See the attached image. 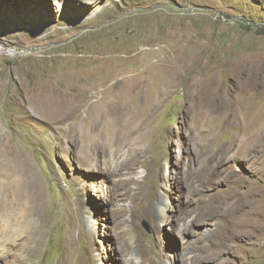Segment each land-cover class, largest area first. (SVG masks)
<instances>
[{"label": "rangeland", "instance_id": "1", "mask_svg": "<svg viewBox=\"0 0 264 264\" xmlns=\"http://www.w3.org/2000/svg\"><path fill=\"white\" fill-rule=\"evenodd\" d=\"M263 120L264 0H0V245L264 264Z\"/></svg>", "mask_w": 264, "mask_h": 264}, {"label": "bare ground", "instance_id": "2", "mask_svg": "<svg viewBox=\"0 0 264 264\" xmlns=\"http://www.w3.org/2000/svg\"><path fill=\"white\" fill-rule=\"evenodd\" d=\"M257 123H258L257 125H254V123H253L252 126L250 127V132L248 133V135H249L248 140L249 141L252 140L254 137L258 136L259 134H261L262 133L261 131H264V120L263 121H260V122H257ZM237 178L238 177H234V179L236 180V182H237ZM239 180L242 182V180L240 178H239ZM246 186H248V183L247 182H244V183H241V184H240V182H237L235 184V187L236 188H242V187H246ZM20 247H21L20 245H17V244L15 245L14 244L13 245V248H14L13 250H16L17 251V250L21 249ZM31 250L32 249L27 250V253L26 254L28 256H31L32 255V251L33 250L32 251ZM0 257L3 258V260L5 261L6 264H10L11 263L10 260L13 257V255L11 253H9L8 251H6L4 249V245H2V243L0 245ZM15 264H20V263L19 262H15Z\"/></svg>", "mask_w": 264, "mask_h": 264}, {"label": "built area", "instance_id": "3", "mask_svg": "<svg viewBox=\"0 0 264 264\" xmlns=\"http://www.w3.org/2000/svg\"><path fill=\"white\" fill-rule=\"evenodd\" d=\"M6 52L7 54L11 53V50L2 51V53ZM13 53V52H12Z\"/></svg>", "mask_w": 264, "mask_h": 264}, {"label": "water", "instance_id": "4", "mask_svg": "<svg viewBox=\"0 0 264 264\" xmlns=\"http://www.w3.org/2000/svg\"><path fill=\"white\" fill-rule=\"evenodd\" d=\"M146 226V225H145Z\"/></svg>", "mask_w": 264, "mask_h": 264}]
</instances>
